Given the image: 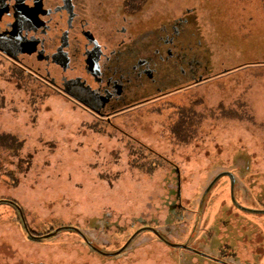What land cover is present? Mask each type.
I'll use <instances>...</instances> for the list:
<instances>
[{
    "label": "rangeland",
    "instance_id": "1",
    "mask_svg": "<svg viewBox=\"0 0 264 264\" xmlns=\"http://www.w3.org/2000/svg\"><path fill=\"white\" fill-rule=\"evenodd\" d=\"M209 1L186 0L180 8H196L189 17L205 59L199 73L212 78L112 121L0 59V134L23 141L14 149L0 145V200L17 202L38 231L73 223L95 244L114 247L140 225H156L170 241L190 237L234 264H264V215L236 212L224 178L205 194L217 174L232 170L238 198L264 207V0H215L217 9L223 4L218 19ZM221 23L233 37L215 28ZM180 128L187 138L175 135ZM178 189L185 209L176 204ZM13 207L0 202V264L86 259L74 233L48 241L26 236ZM89 260L219 264L149 231L117 258Z\"/></svg>",
    "mask_w": 264,
    "mask_h": 264
},
{
    "label": "flooded vegetation",
    "instance_id": "2",
    "mask_svg": "<svg viewBox=\"0 0 264 264\" xmlns=\"http://www.w3.org/2000/svg\"><path fill=\"white\" fill-rule=\"evenodd\" d=\"M185 1L0 0V59L90 114L112 121L116 115L212 78L199 73L205 59L189 17L196 8L186 5L181 10ZM221 173L216 181L225 179L224 187L236 212L264 215L260 203L253 205L238 198L232 170ZM177 194V206L185 209L179 202V189ZM7 204L18 209L16 214L26 236L35 241H48L59 233H74L82 243L79 252L86 257L77 262L48 258L26 264H90L89 259L95 256L117 258L144 231L166 243L184 244L185 247H173L198 257L219 264H234L224 254L219 257L193 246L190 237L170 241L156 225H140L121 245L114 247L95 244L84 227L73 223L38 231L25 221L17 202L12 200Z\"/></svg>",
    "mask_w": 264,
    "mask_h": 264
},
{
    "label": "trees",
    "instance_id": "3",
    "mask_svg": "<svg viewBox=\"0 0 264 264\" xmlns=\"http://www.w3.org/2000/svg\"><path fill=\"white\" fill-rule=\"evenodd\" d=\"M141 1H143V0H141ZM205 6L208 7L209 9H211V11H212L211 17H215V18L220 17V14H221L220 10L223 9V4L220 5V7H218V9H217L216 5H215V0H210L209 3H207V5H205ZM215 28L220 32H225V30H226L228 33V34L226 33L227 35L230 34L232 36L231 33H234V32H232V30H230L231 28L227 27L224 23L217 24V27L215 26ZM248 62H250V61H248ZM248 62H246V63H248ZM176 124L178 126L177 122L175 123V125ZM174 133L179 138L180 137H186L187 138V136H186L187 133L185 132V129L180 128L177 130V132L174 131ZM22 144H23V141L20 140L17 136H6V137H4L3 134H0V145L3 147L9 148V149L10 148L14 149L16 147L19 148L20 146H22Z\"/></svg>",
    "mask_w": 264,
    "mask_h": 264
},
{
    "label": "water",
    "instance_id": "4",
    "mask_svg": "<svg viewBox=\"0 0 264 264\" xmlns=\"http://www.w3.org/2000/svg\"><path fill=\"white\" fill-rule=\"evenodd\" d=\"M222 174H223V173L217 175V176L214 178V180L212 181V183L208 186L207 190H208V189L211 187V185L216 181V179H217L218 177H220ZM231 181H232V191H233L234 179L232 178V176H231ZM232 198L235 199L233 194H232ZM0 202L7 203V202H9V201H7V200H5V199H1ZM238 206L241 207L242 209H246L245 207H243V206H241V205H238ZM67 228H70V227H67ZM149 229H152V230H154V231H157V230H156L155 228H153V227H150ZM129 242H130V240L124 245L123 249L128 245ZM168 243L171 244L172 246L185 247L184 244H175V243H171V242H168Z\"/></svg>",
    "mask_w": 264,
    "mask_h": 264
}]
</instances>
